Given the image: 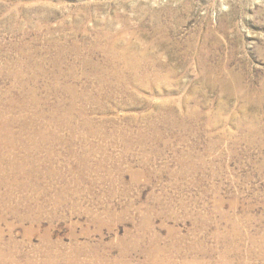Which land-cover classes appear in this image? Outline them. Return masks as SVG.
Here are the masks:
<instances>
[{"label":"rangeland","instance_id":"rangeland-1","mask_svg":"<svg viewBox=\"0 0 264 264\" xmlns=\"http://www.w3.org/2000/svg\"><path fill=\"white\" fill-rule=\"evenodd\" d=\"M0 264H264V0H0Z\"/></svg>","mask_w":264,"mask_h":264}]
</instances>
